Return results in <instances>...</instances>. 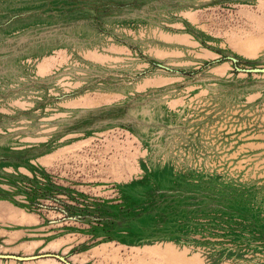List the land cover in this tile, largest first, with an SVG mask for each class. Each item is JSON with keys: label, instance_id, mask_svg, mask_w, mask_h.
I'll return each mask as SVG.
<instances>
[{"label": "rangeland", "instance_id": "1", "mask_svg": "<svg viewBox=\"0 0 264 264\" xmlns=\"http://www.w3.org/2000/svg\"><path fill=\"white\" fill-rule=\"evenodd\" d=\"M251 68L264 0H0V253L264 264Z\"/></svg>", "mask_w": 264, "mask_h": 264}, {"label": "water", "instance_id": "2", "mask_svg": "<svg viewBox=\"0 0 264 264\" xmlns=\"http://www.w3.org/2000/svg\"><path fill=\"white\" fill-rule=\"evenodd\" d=\"M247 71L264 72V68H251V69H247ZM0 257L11 258V259H15V260H22V261H29V260H35V259H40V258L51 257V258H55L57 260H60L64 264H73L66 256L59 254V253H54V252H45V253L26 255V256L0 253Z\"/></svg>", "mask_w": 264, "mask_h": 264}, {"label": "bare ground", "instance_id": "3", "mask_svg": "<svg viewBox=\"0 0 264 264\" xmlns=\"http://www.w3.org/2000/svg\"><path fill=\"white\" fill-rule=\"evenodd\" d=\"M174 253H175V255H174L173 253H172V254H173L174 256H177L178 253H177V252H174ZM176 253H177V254H176ZM181 254H182V253H181ZM199 256H200V255H199ZM178 257L180 258V256H178ZM182 257L184 258V255H182ZM182 257H181V258H182ZM201 257H202V256H201ZM201 257H198V259L200 258V259H199V260H200L199 262H198L197 259H196L197 257H194V258L196 259V261L193 259V261L191 260V262H193V264H196V263H198V264H207V261H206V262H204V261L201 262V259H202ZM183 258H182V259H183ZM184 259H185V258H184ZM202 260H203V259H202ZM194 261H195L196 263H194ZM200 262H201V263H200ZM226 262L230 264L229 261H225V260H224V261H220L219 263H213V264H227Z\"/></svg>", "mask_w": 264, "mask_h": 264}]
</instances>
